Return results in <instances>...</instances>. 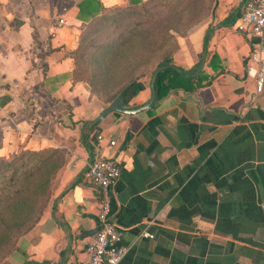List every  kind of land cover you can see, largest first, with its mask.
Segmentation results:
<instances>
[{
  "label": "crops",
  "instance_id": "0c3cea01",
  "mask_svg": "<svg viewBox=\"0 0 264 264\" xmlns=\"http://www.w3.org/2000/svg\"><path fill=\"white\" fill-rule=\"evenodd\" d=\"M79 1L0 0V158L21 147L66 154L38 221L0 264H82L97 226L80 127L108 104L73 75ZM244 1L213 0L178 37L171 63L208 83L107 113L90 132L102 135L94 153L121 169L110 202L126 247L118 264H264V88L246 76L251 41L233 28ZM151 74L124 107L149 100Z\"/></svg>",
  "mask_w": 264,
  "mask_h": 264
},
{
  "label": "trees",
  "instance_id": "16d2710c",
  "mask_svg": "<svg viewBox=\"0 0 264 264\" xmlns=\"http://www.w3.org/2000/svg\"><path fill=\"white\" fill-rule=\"evenodd\" d=\"M78 7L77 16L84 23L72 52L73 75L103 101L121 96L122 105L127 104L143 89L144 68L153 59L150 74L165 66L155 76L156 99L173 88L194 90L209 82L202 71L193 74L197 68L185 71L171 60L178 37L208 15L212 6L204 11L201 0H129L126 5L104 7L99 0H80ZM112 81L120 82L104 97L100 90ZM98 121H83L80 127L81 142L92 156L96 138L90 132ZM65 160L64 150L58 147H21L0 158V263L17 249L19 236L38 221Z\"/></svg>",
  "mask_w": 264,
  "mask_h": 264
},
{
  "label": "built area",
  "instance_id": "2783aa9c",
  "mask_svg": "<svg viewBox=\"0 0 264 264\" xmlns=\"http://www.w3.org/2000/svg\"><path fill=\"white\" fill-rule=\"evenodd\" d=\"M59 22H63L59 18ZM233 28L243 33L251 41V51L245 61L246 76L253 79L256 93L264 88V0H245L242 13ZM97 144L102 139L95 135ZM111 145L114 140H109ZM119 163L114 158L101 156L98 151L88 160L85 176L97 191L98 212L95 232L85 244L87 258L82 264H118L126 253L120 244L121 229L111 220V186L120 176ZM143 237H153L148 230L140 232Z\"/></svg>",
  "mask_w": 264,
  "mask_h": 264
},
{
  "label": "water",
  "instance_id": "95a60500",
  "mask_svg": "<svg viewBox=\"0 0 264 264\" xmlns=\"http://www.w3.org/2000/svg\"><path fill=\"white\" fill-rule=\"evenodd\" d=\"M165 66H158L157 68L154 69V71L151 74V79H150V89H151V95L149 100L143 104L140 105L138 107H131V108H127L124 107L122 105V98L121 96H117L111 103H109L106 107H104L99 114L97 115V119H101L104 115H106L107 113L110 112H122V113H126V114H133L136 113L140 110L149 108L153 102L155 101V89H154V80H155V76L157 75V73L163 69ZM178 72H180L181 70L179 68H176ZM95 230L92 232L94 233Z\"/></svg>",
  "mask_w": 264,
  "mask_h": 264
},
{
  "label": "rangeland",
  "instance_id": "374dc122",
  "mask_svg": "<svg viewBox=\"0 0 264 264\" xmlns=\"http://www.w3.org/2000/svg\"><path fill=\"white\" fill-rule=\"evenodd\" d=\"M212 3H213L212 0H201V7L204 9V11H207L212 6ZM155 62H156V59H153L152 60V65L150 64L151 66H148V67L144 68V72H145V76L146 77L148 75H150V72H151L152 68L154 67V63ZM116 82L112 81L110 85H107L103 89L100 90L103 93L104 97H109L110 93L113 91V89L117 86V83H119L120 81H118L117 83ZM106 104H109V102L108 103L106 102ZM3 260H5V258Z\"/></svg>",
  "mask_w": 264,
  "mask_h": 264
}]
</instances>
